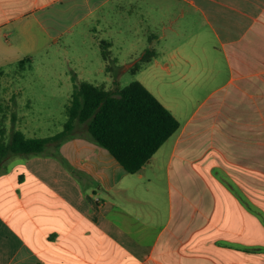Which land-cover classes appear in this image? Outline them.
I'll list each match as a JSON object with an SVG mask.
<instances>
[{"label": "crops", "instance_id": "0c3cea01", "mask_svg": "<svg viewBox=\"0 0 264 264\" xmlns=\"http://www.w3.org/2000/svg\"><path fill=\"white\" fill-rule=\"evenodd\" d=\"M81 35L211 91L165 103L181 128L140 172L82 137L7 160L0 264H264V0H0V59Z\"/></svg>", "mask_w": 264, "mask_h": 264}, {"label": "rangeland", "instance_id": "374dc122", "mask_svg": "<svg viewBox=\"0 0 264 264\" xmlns=\"http://www.w3.org/2000/svg\"><path fill=\"white\" fill-rule=\"evenodd\" d=\"M43 44L39 43L28 58L11 56L0 59V128L7 133L13 126L30 137L61 132L68 118L67 106L74 86L83 80L104 83L113 91L119 85L141 80L164 104L180 102L188 110L211 91L186 89L185 82L172 84L178 75H168L161 67L145 65L132 72V66L143 64L142 56L148 46L147 42L132 37L116 42L112 48L113 59L107 61L100 43L84 35L73 42L63 39L59 43ZM159 59L161 63L169 61L163 55ZM219 96L217 94L216 98ZM87 147H98L112 158L108 150L83 138L65 146L70 154L79 149L86 151ZM92 156L99 160L96 153ZM14 157L18 160L21 156ZM100 160L107 161V158ZM120 169L126 173L124 168Z\"/></svg>", "mask_w": 264, "mask_h": 264}, {"label": "trees", "instance_id": "16d2710c", "mask_svg": "<svg viewBox=\"0 0 264 264\" xmlns=\"http://www.w3.org/2000/svg\"><path fill=\"white\" fill-rule=\"evenodd\" d=\"M103 55L109 59L107 51ZM150 59L151 52L132 72ZM67 115L64 129L45 137H30L16 126L9 133L0 128V172L11 157L59 155L65 142L82 137L109 150L129 173H137L181 128L172 110L141 80L119 85L116 91L104 83L80 81L74 86Z\"/></svg>", "mask_w": 264, "mask_h": 264}]
</instances>
